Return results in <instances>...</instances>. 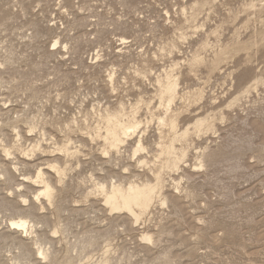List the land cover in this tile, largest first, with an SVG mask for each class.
<instances>
[{
    "label": "rangeland",
    "instance_id": "1",
    "mask_svg": "<svg viewBox=\"0 0 264 264\" xmlns=\"http://www.w3.org/2000/svg\"><path fill=\"white\" fill-rule=\"evenodd\" d=\"M158 179L139 219L100 184ZM1 196L0 264H264V0H0Z\"/></svg>",
    "mask_w": 264,
    "mask_h": 264
},
{
    "label": "bare ground",
    "instance_id": "2",
    "mask_svg": "<svg viewBox=\"0 0 264 264\" xmlns=\"http://www.w3.org/2000/svg\"><path fill=\"white\" fill-rule=\"evenodd\" d=\"M167 82V81H166ZM176 86H177V81H172V82H169V84L167 85L166 87V93H168L170 95V97L172 98L173 97V94L176 90ZM170 105V104H169ZM159 122V121H158ZM160 123V122H159ZM161 123H163L161 121ZM205 124V121H204V118L202 119H198L195 123V126L197 128H200L202 127L203 125ZM172 125L175 127L176 126V121L173 120L172 121ZM134 129V128H133ZM128 130H129V126L127 125H124L122 123H120V121L116 118V116L114 117H111L109 118V132L111 134V142L114 146H118L119 144H121L122 142H124V139L122 137V133L127 135L128 133ZM136 132V131H134ZM189 132V129H185L181 135H186L187 133ZM131 133V132H130ZM131 135V134H129ZM130 142V141H129ZM142 144H141V139L138 140V145H137V148L136 150L142 148ZM174 148V146H170L168 148ZM145 148V147H144ZM143 148V149H144ZM141 151V150H140ZM213 157L215 156H212L211 159H213ZM218 157V156H217ZM179 158L180 157H177L174 161V165L177 166L178 164V161H179ZM165 164V163H164ZM158 165V164H157ZM159 166V165H158ZM53 168H56L57 170H61L60 166H56V165H53L52 166ZM5 168V167H4ZM6 169V168H5ZM11 169V168H10ZM9 169V170H10ZM5 171V170H4ZM10 172L12 173V170H10ZM46 173V172H45ZM10 178H12V175H10V173H8ZM14 174V173H13ZM37 178L41 179V183H42V188H40L41 190H39V193L36 194V197L39 198L40 195H43L45 197H47L49 200L52 199L53 197V191H54V187L53 185L51 184V182L49 181L48 178H45L44 177V172L42 169H40L38 171V174H37ZM114 178V177H113ZM150 179V178H148ZM95 180V179H94ZM113 180V179H112ZM113 182V181H112ZM27 183V182H26ZM111 183V182H110ZM22 184V183H21ZM100 184H101V188L105 191L104 192V196H105V201L106 203H108L111 208V210H120V211H126V213H130L132 214L134 217H136V219H139L140 216L145 213L148 208L150 207L152 201H153V198H154V195L155 193L159 190V187H160V184H161V180L158 179L156 183H151L149 181H146L142 184H137V183H133V182H130L128 184H124V183H121V182H113L111 183L110 185V188H105L104 185H102L101 181H100ZM99 184V186H100ZM107 185V184H106ZM31 186V185H30ZM32 187V186H31ZM20 192V191H19ZM17 193V192H16ZM165 194V193H164ZM163 194V195H164ZM170 194V192H169ZM23 194H19V196H22ZM5 196V195H4ZM8 198V197H7ZM36 198V199H37ZM156 198V197H155ZM171 198H175L174 197H171ZM177 198V197H176ZM12 200V199H11ZM11 200H8L4 197H0V209H7V208H10V210L12 209V212L13 210L15 211V213L17 212V214H19V216L17 217L18 219H14L12 218L11 219V225L15 228H20L22 230H24V232H27V231H30L32 227H34L33 225L30 226V223L31 221H34V219L32 218L31 221L28 220L26 218V216H23L22 212L20 210H16L14 209V206H13V203ZM178 200V199H177ZM23 201V200H22ZM169 201L168 197H164L163 198V203H167ZM14 202V201H13ZM47 202V201H46ZM105 203V204H106ZM17 204V202H16ZM30 205V204H29ZM165 205V204H164ZM19 205H17V208H18ZM34 206V205H33ZM178 206V205H177ZM29 208V207H28ZM31 208V207H30ZM107 208V207H106ZM136 208L139 209V212L136 211ZM21 209V208H20ZM24 209V208H22ZM36 209V208H35ZM28 214H30V210L26 209ZM110 210V211H111ZM36 212V211H35ZM27 214V215H28ZM36 214V213H35ZM34 215V214H33ZM38 215V214H36ZM35 215V216H36ZM123 216V215H122ZM125 216V215H124ZM16 217V216H15ZM31 216H29L30 218ZM38 217V216H37ZM40 217V216H39ZM39 217L37 220H39ZM126 217V216H125ZM132 217V216H131ZM41 218V217H40ZM9 221V220H8ZM43 221V220H42ZM137 221V220H136ZM36 222V220L34 221ZM33 222V223H34ZM38 222V221H37ZM49 224V223H48ZM112 225V224H111ZM69 227V226H68ZM30 229V230H29ZM38 229V228H37ZM15 231V229L13 230ZM104 231V230H102ZM6 232V231H5ZM16 232V231H15ZM34 231H30V233H32ZM7 233V232H6ZM6 233H1L0 232V243L4 240H6L5 242H7V239H8V236L10 235H6ZM12 235V234H11ZM96 235V234H95ZM99 235V234H97ZM13 236V235H12ZM93 236V235H92ZM89 237V238H86L85 240L83 239L81 243H79L78 245V248H80L81 250H84L86 249L88 246H91L95 243V236L94 237ZM104 236H108V232H106L104 234ZM15 238V237H14ZM100 238V237H99ZM108 238V237H107ZM152 235L149 234V233H146L144 234V239H147V240H152ZM26 242V241H24ZM50 242V241H49ZM15 243V242H14ZM17 247L20 251V255L18 253V257H25V258H30L31 256V248H29V244H25L23 242H18L17 244ZM38 245V246H37ZM37 253L42 256V258L44 259H48L49 260H54L55 259V256L56 254H53L55 252H52L50 247L49 248H45V246H41L38 242H37ZM43 245V244H42ZM77 246V245H75ZM9 247V246H8ZM30 247H31V244H30ZM72 247V246H71ZM75 248V247H74ZM79 249V250H80ZM34 251V250H33ZM32 251V252H33ZM35 252V251H34ZM81 252V251H80ZM36 253V254H37ZM35 254V253H33ZM15 255V254H14ZM17 255V254H16ZM55 255V256H54ZM126 256V255H125ZM24 259V258H23ZM119 259V258H118ZM20 260V259H19ZM22 260V259H21ZM20 260V261H21ZM30 260V259H29ZM43 260V259H42ZM128 260V259H127ZM18 262L16 259H14V262ZM27 261V259H26ZM109 261L108 258H104L102 260L101 263H96V264H106L107 262ZM15 262V263H16ZM24 262V261H23ZM23 262H20V263H23ZM33 262V261H32ZM96 262V261H95ZM92 263V264H95ZM25 263V262H24ZM56 263V262H55ZM17 264V263H16ZM153 264V263H151ZM159 264H164V263H159Z\"/></svg>",
    "mask_w": 264,
    "mask_h": 264
}]
</instances>
